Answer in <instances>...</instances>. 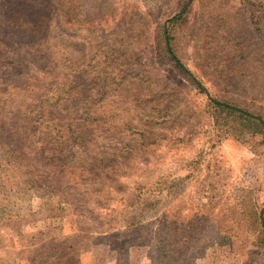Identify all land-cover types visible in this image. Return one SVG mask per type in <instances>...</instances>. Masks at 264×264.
I'll return each mask as SVG.
<instances>
[{"label": "rangeland", "instance_id": "obj_1", "mask_svg": "<svg viewBox=\"0 0 264 264\" xmlns=\"http://www.w3.org/2000/svg\"><path fill=\"white\" fill-rule=\"evenodd\" d=\"M212 100L264 120V0H0V264H264V125Z\"/></svg>", "mask_w": 264, "mask_h": 264}, {"label": "trees", "instance_id": "obj_2", "mask_svg": "<svg viewBox=\"0 0 264 264\" xmlns=\"http://www.w3.org/2000/svg\"><path fill=\"white\" fill-rule=\"evenodd\" d=\"M180 17H181V15H178L174 19H178ZM167 50L172 55V58L174 59L177 67L183 69L188 75L191 76V72L182 64L180 59L176 56V54H175L174 50L172 49V46H171L169 41H167ZM193 80L198 87H201L199 80H197L195 78H193ZM212 101L217 107H219L222 110L228 111L229 113L235 114L237 116L239 115L240 117H246L249 119L257 120L261 125H264V120L260 116L254 115V114L248 112L247 110H245L243 108H240L238 106L232 105V104L227 103V102H222L219 100H212Z\"/></svg>", "mask_w": 264, "mask_h": 264}]
</instances>
